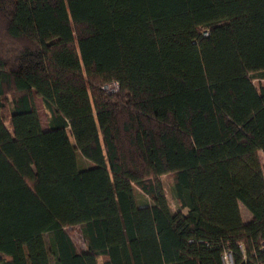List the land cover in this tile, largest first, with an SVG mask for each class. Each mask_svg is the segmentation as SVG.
<instances>
[{"label":"trees","instance_id":"obj_1","mask_svg":"<svg viewBox=\"0 0 264 264\" xmlns=\"http://www.w3.org/2000/svg\"><path fill=\"white\" fill-rule=\"evenodd\" d=\"M261 153L264 0H0V264H264Z\"/></svg>","mask_w":264,"mask_h":264},{"label":"rangeland","instance_id":"obj_2","mask_svg":"<svg viewBox=\"0 0 264 264\" xmlns=\"http://www.w3.org/2000/svg\"><path fill=\"white\" fill-rule=\"evenodd\" d=\"M36 100V105L42 120V124L44 128H47V111L45 110V107L43 105V101L42 98L39 96L35 97ZM261 155V159H262V163L264 165V156L263 153L260 154ZM79 162L80 165L82 167H87L91 165V162H89L87 159H85L84 157H79ZM162 181H163V185L168 197V201L170 204V207L173 211H175L177 209V205L175 203V200L173 199L172 195H171V183L173 181V176L172 175H168L165 174L162 176ZM130 193H131V198H132V202H133V206H138L141 205L145 202H150V198L143 193L139 188H137L135 185L130 184ZM244 208V218L245 220L247 219L246 214L248 213V209L243 205L242 206ZM246 209V210H245ZM184 211H186V209H184ZM67 230L69 231L70 235L72 236L74 242L76 243L77 247L80 250H84V238L81 232V228L79 225H75L72 227H68ZM46 238L48 239V235H46Z\"/></svg>","mask_w":264,"mask_h":264},{"label":"built area","instance_id":"obj_3","mask_svg":"<svg viewBox=\"0 0 264 264\" xmlns=\"http://www.w3.org/2000/svg\"><path fill=\"white\" fill-rule=\"evenodd\" d=\"M104 90L107 92H116L119 90V83L118 81H111L104 85ZM262 248L264 249V240L262 241ZM223 260L225 264H233V258H232V253L231 252H225L223 255Z\"/></svg>","mask_w":264,"mask_h":264},{"label":"crops","instance_id":"obj_4","mask_svg":"<svg viewBox=\"0 0 264 264\" xmlns=\"http://www.w3.org/2000/svg\"><path fill=\"white\" fill-rule=\"evenodd\" d=\"M263 156H264V154H263ZM243 206V204H241V211H242V214H243V217H244V208L242 207ZM246 210V209H245ZM248 213L246 214V217H247V219L246 220H250V219H252V214H251V212L248 210L247 211ZM245 219V218H244Z\"/></svg>","mask_w":264,"mask_h":264}]
</instances>
